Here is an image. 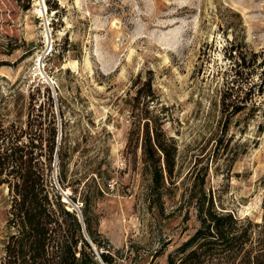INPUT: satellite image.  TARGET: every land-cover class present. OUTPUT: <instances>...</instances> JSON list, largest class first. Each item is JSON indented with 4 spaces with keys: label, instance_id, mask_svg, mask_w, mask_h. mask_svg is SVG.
<instances>
[{
    "label": "rangeland",
    "instance_id": "rangeland-1",
    "mask_svg": "<svg viewBox=\"0 0 264 264\" xmlns=\"http://www.w3.org/2000/svg\"><path fill=\"white\" fill-rule=\"evenodd\" d=\"M36 1L0 0V126L41 107L44 136L54 133L50 183L78 216L88 200L118 264H166L194 233L188 194L204 167L218 210L261 222L264 0H54L55 10L43 0V17ZM234 91L250 99L227 122L220 99ZM146 120L175 147L159 196L141 150ZM6 195L0 186V264Z\"/></svg>",
    "mask_w": 264,
    "mask_h": 264
},
{
    "label": "trees",
    "instance_id": "trees-1",
    "mask_svg": "<svg viewBox=\"0 0 264 264\" xmlns=\"http://www.w3.org/2000/svg\"><path fill=\"white\" fill-rule=\"evenodd\" d=\"M51 1L47 0V9H57L54 0L53 4ZM241 65H244L243 58ZM259 66L262 77L258 91L263 87V92L264 59ZM145 84L150 89L149 80ZM253 87L244 95L249 93L250 96ZM229 90L232 92L231 88ZM248 98L240 97L237 91L229 94L228 102L225 95L221 96L222 113L227 122L246 108ZM39 111L41 107L32 108L22 125L0 126V186L6 187L8 204V236L3 246L2 264H118V252L111 254L99 240L88 200L83 198L85 206L81 217L91 243L102 250L100 260L95 258L84 238L79 216L66 208L51 185L54 133L44 136ZM149 123L148 120L143 123L141 150L150 168L151 192L159 196L162 189L167 190L166 182L173 173L175 147L165 137L159 123L153 128ZM206 175L204 167L194 178L187 201L199 225L167 256L166 264H264V238H254L256 232L264 234V202L260 223L218 210L212 193L204 187ZM96 193L100 194L97 188Z\"/></svg>",
    "mask_w": 264,
    "mask_h": 264
},
{
    "label": "bare ground",
    "instance_id": "bare-ground-1",
    "mask_svg": "<svg viewBox=\"0 0 264 264\" xmlns=\"http://www.w3.org/2000/svg\"><path fill=\"white\" fill-rule=\"evenodd\" d=\"M36 3V9H35V11L40 15V16H42L43 17V15H44V13H46V6H45V3H44V1L43 0H38V1H36L35 2ZM33 11H34V9H33ZM46 37H47V35H46ZM49 45V44H48ZM46 48V47H45ZM49 48V47H48ZM45 51H46V49H44ZM44 52V51H43ZM48 52V51H47ZM43 54V53H42ZM46 55V54H45ZM38 59V62H36V63H38V65H39V67H40V64H41V57H39V58H37ZM40 72H41V69H40ZM41 75H43V73L41 72ZM44 76V75H43ZM42 76V77H43ZM45 77V76H44ZM64 191V190H63ZM68 193V191H64V195H66ZM63 201H65V199L63 198ZM91 245L92 246H94L92 243H91Z\"/></svg>",
    "mask_w": 264,
    "mask_h": 264
},
{
    "label": "water",
    "instance_id": "water-1",
    "mask_svg": "<svg viewBox=\"0 0 264 264\" xmlns=\"http://www.w3.org/2000/svg\"><path fill=\"white\" fill-rule=\"evenodd\" d=\"M79 219H80V221L82 222V217H81V215H79ZM82 231H83V234H84V238L88 241V243H89L90 246L92 247V245H91V241H90L88 235L86 234L85 226H84V223H83V222H82Z\"/></svg>",
    "mask_w": 264,
    "mask_h": 264
}]
</instances>
